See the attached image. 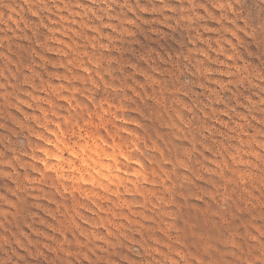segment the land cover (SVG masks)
<instances>
[{
  "label": "rangeland",
  "instance_id": "374dc122",
  "mask_svg": "<svg viewBox=\"0 0 264 264\" xmlns=\"http://www.w3.org/2000/svg\"><path fill=\"white\" fill-rule=\"evenodd\" d=\"M0 264H264V0H0Z\"/></svg>",
  "mask_w": 264,
  "mask_h": 264
}]
</instances>
